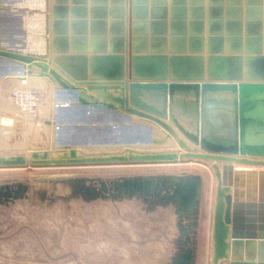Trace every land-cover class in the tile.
I'll use <instances>...</instances> for the list:
<instances>
[{"label": "water", "instance_id": "95a60500", "mask_svg": "<svg viewBox=\"0 0 264 264\" xmlns=\"http://www.w3.org/2000/svg\"><path fill=\"white\" fill-rule=\"evenodd\" d=\"M185 1L169 0L167 21V0H110L117 18L107 22L106 0H0V93L8 77L34 75L51 82L54 100L49 149L30 158L0 153V168L205 161L215 180L210 264H264V0H244V18L235 0L233 21L211 19L222 4L208 0L207 29L202 0L189 22ZM69 10L80 19L69 22ZM174 11L182 18L173 20ZM99 148L127 154H84ZM71 182L87 201L174 204L181 245L170 264H193L201 175ZM29 190L27 182L1 184L0 203Z\"/></svg>", "mask_w": 264, "mask_h": 264}, {"label": "rangeland", "instance_id": "374dc122", "mask_svg": "<svg viewBox=\"0 0 264 264\" xmlns=\"http://www.w3.org/2000/svg\"><path fill=\"white\" fill-rule=\"evenodd\" d=\"M16 88L7 90L3 83L0 93L1 110H8L13 118L11 124L0 126L5 144L0 153L30 158L32 150L50 147L52 127L45 120L52 116L53 90L41 81L28 86L39 96L36 112L30 115L11 100ZM131 151L137 152L135 148ZM117 152L127 151L121 148ZM183 172L203 178L193 264H210L215 180L209 164L197 159L166 164L0 168V185L27 182L30 186L27 197L0 203V264H170L181 245L174 204L144 197L87 201L73 191L71 180Z\"/></svg>", "mask_w": 264, "mask_h": 264}, {"label": "crops", "instance_id": "0c3cea01", "mask_svg": "<svg viewBox=\"0 0 264 264\" xmlns=\"http://www.w3.org/2000/svg\"><path fill=\"white\" fill-rule=\"evenodd\" d=\"M167 1H168L167 4H166L167 5V8H168V10H167V21H170V10L169 9H170L171 5L169 4V0H167ZM194 1L192 3H190L189 0H186L185 1V7L187 8V10L185 12L186 22H189V20H197L198 19V17L196 16L197 15V12L192 11L190 13V11H189V8L191 6H199V2L197 0H194ZM212 2H213L212 3V6H218L219 5V1H217V0H213ZM99 3H97V4H99ZM209 4L210 3L208 2V0H202V4H201L202 9H203V11H202V18H203V21H204V28L205 29H207V22L211 18L209 16L210 15V13H209V6L210 5ZM221 4H222L221 5L222 10H221V15H220L221 17L215 16V18L212 17L211 19H215L216 20V19H219L220 18V19H222L224 21H226L227 19L233 21L236 18H238L237 12L235 11V8L236 7H234V6H236L235 4H237V2H235V0H221ZM256 5L257 4H255V3H253L252 5H249L250 6L249 7L250 8L249 14H256L255 13V8H257ZM75 6H77V5H75ZM90 6H91L90 5V2H87V7H86L87 8V12H86V16H87V20L88 21L90 20ZM111 6L113 8H117V4H114V3L113 4L112 3L110 4V0H106V8L107 9H106L105 13H106V20H107V22H109L111 20H116V18H117V16H114V13L116 11L110 9ZM260 7H261V13L264 16V11H263L264 2H261ZM148 8H150V3L148 4ZM245 8H246L245 2H244V0H241V2H240V9H241V15H243V18H244ZM157 13H159V12L158 11H155L154 14L157 15ZM213 13L216 14V12H211L212 15H213ZM173 14H174L173 15V20H178V19H181L182 18L181 16L176 15V14H178V12H176V11H174ZM156 15L153 16L154 19L157 18ZM147 16H148L147 21H149L150 20V10H148ZM71 17H73L72 20H78V19H80V17L77 15V10L75 11V14L74 15H72V11H70V10L68 11V17H67V19L69 20V22L71 21ZM263 19H264V17H263ZM68 27H70V24L68 25ZM88 29H90L89 26H88ZM204 36H205V38L207 37L206 30H205ZM87 37H89V34L87 35ZM20 81L21 80H19L17 77L7 78L5 80V82H4V87L7 90H10V89L16 88V87H20V86H22ZM36 81H41L43 83V85L44 84L45 85L48 84V86L51 87L52 90H53L52 84H51V82L47 78H45V77H38V76H34V75L26 76V84L25 85L27 87L28 86H31V84L34 83V82H36ZM0 110H1V105H0ZM1 112H2V114L0 115V117L1 116L9 117L8 110H1ZM13 121H15V120H13ZM1 138L2 137H1V130H0V144H2V145L5 146V144L2 143V141H1L2 139Z\"/></svg>", "mask_w": 264, "mask_h": 264}, {"label": "built area", "instance_id": "2783aa9c", "mask_svg": "<svg viewBox=\"0 0 264 264\" xmlns=\"http://www.w3.org/2000/svg\"><path fill=\"white\" fill-rule=\"evenodd\" d=\"M21 85L26 84V78L21 79ZM19 87L11 92V100H13L16 107L20 110L33 115L36 112V105L38 104V94L28 87Z\"/></svg>", "mask_w": 264, "mask_h": 264}, {"label": "bare ground", "instance_id": "6f19581e", "mask_svg": "<svg viewBox=\"0 0 264 264\" xmlns=\"http://www.w3.org/2000/svg\"><path fill=\"white\" fill-rule=\"evenodd\" d=\"M11 77V76H10ZM8 77V78H10ZM12 78V77H11ZM26 78V77H24ZM106 96H108V94H106ZM102 96H99V98H101ZM12 122V118L10 117H5V116H2L0 117V125H3V126H7L9 124H11ZM5 129H2V132H4ZM4 146V145H3ZM0 147H2V145L0 144ZM170 147H162L160 149H169ZM133 150V149H132ZM137 150V149H136ZM80 150H78L79 152ZM118 150L114 151L113 149L111 148H106V149H90V150H84V154H87V155H91V154H100V152H103V153H112V152H117ZM93 152V153H92ZM121 152H124L123 150H121ZM127 154V152H126ZM59 156H64V154H57V153H54V157H59Z\"/></svg>", "mask_w": 264, "mask_h": 264}, {"label": "flooded vegetation", "instance_id": "af4514ba", "mask_svg": "<svg viewBox=\"0 0 264 264\" xmlns=\"http://www.w3.org/2000/svg\"><path fill=\"white\" fill-rule=\"evenodd\" d=\"M4 200V199H3ZM10 200V199H9ZM9 200H4L3 202H5V201H9Z\"/></svg>", "mask_w": 264, "mask_h": 264}]
</instances>
